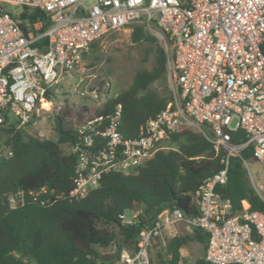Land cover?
I'll return each instance as SVG.
<instances>
[{
  "label": "built area",
  "instance_id": "obj_1",
  "mask_svg": "<svg viewBox=\"0 0 264 264\" xmlns=\"http://www.w3.org/2000/svg\"><path fill=\"white\" fill-rule=\"evenodd\" d=\"M6 5L21 10L10 13ZM35 10L42 18L22 17ZM134 24L154 30L162 42L172 99L134 137L119 131L120 103L77 125L79 140L65 144L66 153L76 156L68 196L83 197L106 173L134 172L167 148L163 141L183 122L222 152V167L188 200L193 215L176 204L163 209L140 230L133 250L119 251L115 264H154V239L177 235L179 226L183 233H207L203 259L211 264H264V212L246 200L234 209L216 190L227 181L231 157L242 161L252 179L242 157L247 148L264 170V0H0V127L27 131L35 125L53 106L63 76L73 78L82 68L91 45L109 30ZM77 92L96 108L119 95L109 87ZM235 131L244 139L234 141ZM0 153L12 154L5 145ZM252 185L261 196L262 186ZM23 198L19 190L8 195V203L15 207ZM141 215V208H133L120 219L132 225Z\"/></svg>",
  "mask_w": 264,
  "mask_h": 264
},
{
  "label": "trees",
  "instance_id": "obj_2",
  "mask_svg": "<svg viewBox=\"0 0 264 264\" xmlns=\"http://www.w3.org/2000/svg\"><path fill=\"white\" fill-rule=\"evenodd\" d=\"M43 14L35 10L22 17L34 20ZM129 27L132 42L154 43L153 55L150 66L138 70L118 97H107L97 108L60 106L54 118L55 140L42 139L13 126L0 127V132L5 133L3 144L12 152L10 156L0 153V264H115L119 251L133 250L140 230L148 227L163 209L173 207L177 200H190L203 180L222 167V152H216L202 133L181 122L163 141L167 148L156 151L134 172L106 173L98 186L83 197L68 196L74 186L76 156L64 152L61 146L79 140L77 125L107 114L120 103L119 131L125 137H134L146 120L166 108L172 99L170 91L151 88L166 78L163 45L155 43L141 24ZM95 45L96 41L91 48ZM261 47L264 52V43ZM201 127L208 134L206 125ZM238 137L244 139L241 131L232 132L234 141ZM242 157L253 158L249 148ZM42 187L47 191L34 198L32 193ZM19 190L24 198L11 207L8 195ZM216 190L231 201L234 209L246 200L251 209L264 212V184L260 196L238 157L229 159L227 181ZM133 208L142 209L139 221L123 223L120 215ZM194 213L189 205L187 214ZM190 242L205 248L207 233L194 229L173 237H157L151 246V259L154 264H183L181 249ZM109 246L115 247V257L104 261L101 249ZM193 264L211 263L202 257Z\"/></svg>",
  "mask_w": 264,
  "mask_h": 264
},
{
  "label": "rangeland",
  "instance_id": "obj_3",
  "mask_svg": "<svg viewBox=\"0 0 264 264\" xmlns=\"http://www.w3.org/2000/svg\"><path fill=\"white\" fill-rule=\"evenodd\" d=\"M5 9L10 13L21 10L20 6L6 5ZM155 29V28H154ZM155 38V43L162 45V42L155 34L154 30L146 29ZM132 28L125 27L109 30L96 40V45L89 49L84 57L82 68L78 70L73 78L63 76L58 86L57 94L53 106L49 110L41 112L37 117L35 125L26 128L27 132L42 139H56L54 130V118L56 110L62 105H70L74 109L81 105L96 108V104L87 101L79 96V88H89L101 90L109 87L111 93H121L132 82L134 74L143 68L149 67L152 61L153 42L141 41L134 43L130 34ZM78 84L76 87L75 85ZM172 80L168 73L163 82H157L151 86L157 91H171ZM196 130V128H193ZM5 133L0 132V145ZM62 150L67 152L65 145ZM247 167L251 172V183L262 186L264 184V170L259 162L254 158L246 160ZM249 176V175H248ZM178 233H183V228L179 226ZM158 249V247H157ZM102 260L108 261L115 257V247L109 246L101 249ZM182 263L193 264V262L203 257V246L198 242H190L181 249Z\"/></svg>",
  "mask_w": 264,
  "mask_h": 264
},
{
  "label": "water",
  "instance_id": "obj_4",
  "mask_svg": "<svg viewBox=\"0 0 264 264\" xmlns=\"http://www.w3.org/2000/svg\"><path fill=\"white\" fill-rule=\"evenodd\" d=\"M176 205L180 207L184 212H187V206H188V199H180L176 201ZM95 247L98 249V245L96 244Z\"/></svg>",
  "mask_w": 264,
  "mask_h": 264
},
{
  "label": "crops",
  "instance_id": "obj_5",
  "mask_svg": "<svg viewBox=\"0 0 264 264\" xmlns=\"http://www.w3.org/2000/svg\"><path fill=\"white\" fill-rule=\"evenodd\" d=\"M204 250H205V248H203V254H204Z\"/></svg>",
  "mask_w": 264,
  "mask_h": 264
},
{
  "label": "bare ground",
  "instance_id": "obj_6",
  "mask_svg": "<svg viewBox=\"0 0 264 264\" xmlns=\"http://www.w3.org/2000/svg\"><path fill=\"white\" fill-rule=\"evenodd\" d=\"M45 106H47V104L45 103Z\"/></svg>",
  "mask_w": 264,
  "mask_h": 264
}]
</instances>
